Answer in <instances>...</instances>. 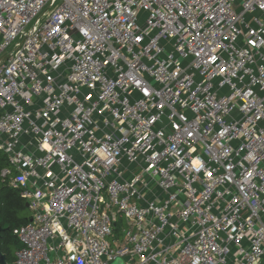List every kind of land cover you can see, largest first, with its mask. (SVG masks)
<instances>
[{
    "label": "built area",
    "instance_id": "1",
    "mask_svg": "<svg viewBox=\"0 0 264 264\" xmlns=\"http://www.w3.org/2000/svg\"><path fill=\"white\" fill-rule=\"evenodd\" d=\"M16 264H264V0H0Z\"/></svg>",
    "mask_w": 264,
    "mask_h": 264
},
{
    "label": "trees",
    "instance_id": "2",
    "mask_svg": "<svg viewBox=\"0 0 264 264\" xmlns=\"http://www.w3.org/2000/svg\"><path fill=\"white\" fill-rule=\"evenodd\" d=\"M8 165L7 156L0 151V171ZM27 209L26 201L19 191L0 178V228H3L0 232V248L7 256L8 264H16V254L22 248L13 230L28 221L30 215Z\"/></svg>",
    "mask_w": 264,
    "mask_h": 264
},
{
    "label": "water",
    "instance_id": "3",
    "mask_svg": "<svg viewBox=\"0 0 264 264\" xmlns=\"http://www.w3.org/2000/svg\"><path fill=\"white\" fill-rule=\"evenodd\" d=\"M26 206L28 207V203H26ZM3 230V228H0V232ZM0 264H8L7 256L0 248Z\"/></svg>",
    "mask_w": 264,
    "mask_h": 264
},
{
    "label": "rangeland",
    "instance_id": "4",
    "mask_svg": "<svg viewBox=\"0 0 264 264\" xmlns=\"http://www.w3.org/2000/svg\"><path fill=\"white\" fill-rule=\"evenodd\" d=\"M27 213H28V215H30V210L29 209H27Z\"/></svg>",
    "mask_w": 264,
    "mask_h": 264
}]
</instances>
